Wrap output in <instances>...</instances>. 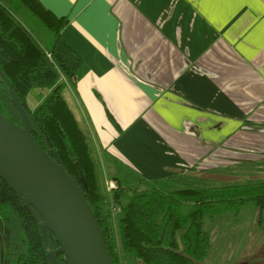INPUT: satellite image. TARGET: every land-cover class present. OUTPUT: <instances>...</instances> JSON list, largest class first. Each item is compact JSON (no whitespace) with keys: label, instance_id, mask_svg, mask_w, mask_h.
<instances>
[{"label":"crops","instance_id":"obj_1","mask_svg":"<svg viewBox=\"0 0 264 264\" xmlns=\"http://www.w3.org/2000/svg\"><path fill=\"white\" fill-rule=\"evenodd\" d=\"M38 2L67 21L81 64L62 94L105 185L106 156L193 184L264 159V0Z\"/></svg>","mask_w":264,"mask_h":264},{"label":"trees","instance_id":"obj_2","mask_svg":"<svg viewBox=\"0 0 264 264\" xmlns=\"http://www.w3.org/2000/svg\"><path fill=\"white\" fill-rule=\"evenodd\" d=\"M14 13L36 21V36ZM66 23L38 0H0V113L24 127L7 82L32 138L43 151L53 152L52 158L84 192L112 264H120L119 248L125 264H201L211 248L205 221L246 206L264 212V182L198 188L175 177L147 179L106 156L115 184L107 192L92 142L62 94L63 80L73 81L81 64L61 38ZM112 209L117 211L119 243ZM0 220L6 264H52L48 253L58 248L52 233L40 232L39 216L1 178ZM54 263L66 264L62 255Z\"/></svg>","mask_w":264,"mask_h":264},{"label":"water","instance_id":"obj_3","mask_svg":"<svg viewBox=\"0 0 264 264\" xmlns=\"http://www.w3.org/2000/svg\"><path fill=\"white\" fill-rule=\"evenodd\" d=\"M24 127L0 113V178L41 219V233H52L58 248L48 253L54 263L62 255L66 264H112L103 235L84 192L64 169L32 138L26 114L6 82ZM2 264L4 226L0 220Z\"/></svg>","mask_w":264,"mask_h":264},{"label":"rangeland","instance_id":"obj_4","mask_svg":"<svg viewBox=\"0 0 264 264\" xmlns=\"http://www.w3.org/2000/svg\"><path fill=\"white\" fill-rule=\"evenodd\" d=\"M14 15L21 19L32 35H35L37 28L33 18L26 15L22 18L21 13H14ZM38 41L40 42L39 39ZM108 166H110L108 171L104 170L107 180H109L108 176L114 173L112 166L110 164ZM220 171L221 173H216L219 179L215 183L197 182L193 186L224 187L264 182V159H249L247 165H238L233 169ZM112 212L114 233L119 243L117 211L112 209ZM204 224L211 239V248L201 264H264V212H259L252 206H246L238 213L226 212L206 220ZM2 253L0 240V263L3 261ZM121 253L119 248L120 264H125Z\"/></svg>","mask_w":264,"mask_h":264},{"label":"built area","instance_id":"obj_5","mask_svg":"<svg viewBox=\"0 0 264 264\" xmlns=\"http://www.w3.org/2000/svg\"><path fill=\"white\" fill-rule=\"evenodd\" d=\"M113 189H115V185H114L113 182H109V183L106 184V190H107V192H110Z\"/></svg>","mask_w":264,"mask_h":264}]
</instances>
